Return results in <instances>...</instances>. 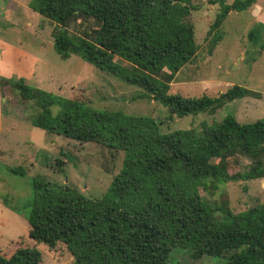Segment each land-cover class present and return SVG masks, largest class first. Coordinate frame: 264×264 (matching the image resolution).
I'll list each match as a JSON object with an SVG mask.
<instances>
[{
    "label": "trees",
    "instance_id": "1",
    "mask_svg": "<svg viewBox=\"0 0 264 264\" xmlns=\"http://www.w3.org/2000/svg\"><path fill=\"white\" fill-rule=\"evenodd\" d=\"M210 2L220 8L209 35L221 32L230 11L249 8L255 0ZM31 8L55 24L54 47L63 58L78 55L142 88L169 108L170 117L214 114L235 99L261 96L237 84L217 96L170 93L175 75L198 54L194 0H34ZM90 19L96 27L71 31L73 21ZM6 83L40 108L33 125L125 152L101 198L36 179L26 213L31 238L63 242L71 264H170L177 247L187 248L195 259L209 255L223 257L224 264H264V202L234 213L207 202L200 192L210 188L211 179L219 184L264 178V117L243 122L228 113L220 121H202L199 128L162 132L146 114L97 108L32 86L23 77ZM237 156L253 162L231 173L229 162ZM56 162L64 172L62 160ZM42 260L36 246L0 253V264Z\"/></svg>",
    "mask_w": 264,
    "mask_h": 264
},
{
    "label": "rangeland",
    "instance_id": "2",
    "mask_svg": "<svg viewBox=\"0 0 264 264\" xmlns=\"http://www.w3.org/2000/svg\"><path fill=\"white\" fill-rule=\"evenodd\" d=\"M33 1L0 0V253L9 256L19 247L36 246L42 253L41 264H71L73 256L63 242L36 241L29 235L26 213L34 197V182L44 179L56 187L68 184L89 197L101 198L120 171L125 152L78 142L33 125L40 108L3 83L23 77L32 86L87 101L97 108L146 114L155 118L162 132L199 128L202 121H220L228 113L252 122L264 117V0H255L246 9H233L221 32L210 35L220 4L194 0L199 7L192 12L198 54L175 75L170 93L217 96L237 84L261 96L235 99L214 114L183 117H170L169 108L147 96L142 88L78 55L63 58L54 47L55 24L31 8ZM225 1L231 4L235 0ZM70 25L71 31L97 26L93 19ZM57 159L62 160L64 172L57 169ZM252 162L237 156L230 160L229 171L243 172ZM214 183L209 180L208 190L201 187L203 198L234 213L264 202V178ZM224 262L223 257L209 255L195 259L184 247L175 248L170 258V264Z\"/></svg>",
    "mask_w": 264,
    "mask_h": 264
}]
</instances>
